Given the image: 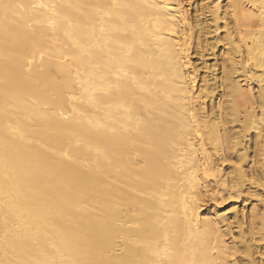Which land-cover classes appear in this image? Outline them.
<instances>
[{"label": "bare ground", "instance_id": "obj_1", "mask_svg": "<svg viewBox=\"0 0 264 264\" xmlns=\"http://www.w3.org/2000/svg\"><path fill=\"white\" fill-rule=\"evenodd\" d=\"M262 179L264 0H0V264H258Z\"/></svg>", "mask_w": 264, "mask_h": 264}, {"label": "rangeland", "instance_id": "obj_2", "mask_svg": "<svg viewBox=\"0 0 264 264\" xmlns=\"http://www.w3.org/2000/svg\"><path fill=\"white\" fill-rule=\"evenodd\" d=\"M225 4L226 1L222 2V4ZM191 7V11H192V6L190 5ZM195 13L193 12L192 15H194ZM221 30L223 29V25L221 22ZM224 49V46L222 47L221 46V49ZM220 53V52H218ZM213 57H208V62H213ZM219 58H221V54L219 56ZM252 149V147H251ZM253 155V154H252ZM225 166H229L231 164V161H227L224 163ZM252 164V163H251ZM250 164V165H251ZM255 166V165H254ZM250 168V169H248ZM247 170L249 172H251V167L247 166ZM253 173H256L255 171H253ZM253 188L255 189V191H253L252 193L250 194H242L240 196V198L238 197H233V198H228L226 199L223 203H221V208L223 207L224 210H228L229 212H233V210H244L247 212V215L250 213V210L252 208V206H254L256 208V211L261 214V213H264V179L261 180V182H257L256 184L252 185ZM247 196V200L246 202H242V197H246ZM249 219V217H248ZM246 218V221H248L244 227H248V223H249V220ZM247 225V226H246ZM262 245V244H261ZM259 246V247H258ZM254 258H255V261L258 263V264H264V250L263 248L260 247V244H256L255 245V248H254Z\"/></svg>", "mask_w": 264, "mask_h": 264}]
</instances>
